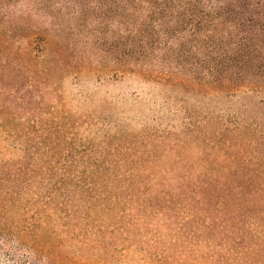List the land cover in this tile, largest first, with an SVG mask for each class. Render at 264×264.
Segmentation results:
<instances>
[{
    "label": "rangeland",
    "instance_id": "obj_1",
    "mask_svg": "<svg viewBox=\"0 0 264 264\" xmlns=\"http://www.w3.org/2000/svg\"><path fill=\"white\" fill-rule=\"evenodd\" d=\"M153 3L0 0V264H217L99 187L97 171L181 166L169 143L200 121L264 123V90L198 85L192 38L165 36L179 17Z\"/></svg>",
    "mask_w": 264,
    "mask_h": 264
},
{
    "label": "trees",
    "instance_id": "obj_2",
    "mask_svg": "<svg viewBox=\"0 0 264 264\" xmlns=\"http://www.w3.org/2000/svg\"><path fill=\"white\" fill-rule=\"evenodd\" d=\"M155 1L162 25L167 16L179 17L165 36L184 31L192 38L198 85L242 95L264 90V0ZM210 124H193L185 137L169 143L167 152L178 153L169 159L174 155L181 166L97 171L104 178L100 191L113 197L112 213L125 206L138 223L148 217L162 221L173 237L168 248L203 250L217 264H264V123L218 129ZM151 152L154 158L146 155L144 161L158 160ZM154 177L163 179L160 186L151 182ZM91 202L87 209L94 208Z\"/></svg>",
    "mask_w": 264,
    "mask_h": 264
}]
</instances>
